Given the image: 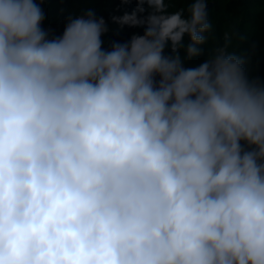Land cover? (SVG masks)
<instances>
[{
	"label": "clouds",
	"instance_id": "9594fccd",
	"mask_svg": "<svg viewBox=\"0 0 264 264\" xmlns=\"http://www.w3.org/2000/svg\"><path fill=\"white\" fill-rule=\"evenodd\" d=\"M136 2L104 50L91 8L50 39L44 0H0V264H264V82L228 32L184 66L209 0Z\"/></svg>",
	"mask_w": 264,
	"mask_h": 264
},
{
	"label": "trees",
	"instance_id": "16d2710c",
	"mask_svg": "<svg viewBox=\"0 0 264 264\" xmlns=\"http://www.w3.org/2000/svg\"><path fill=\"white\" fill-rule=\"evenodd\" d=\"M207 7L209 20L213 31L207 44L199 45L201 54L187 60L185 67H195L202 64L209 52L225 44L224 34H232V40L227 51L238 55H246V65L250 76H257L264 82V0H209ZM166 12L171 14L184 10L187 16V0H165ZM138 7L136 0H44L42 4L45 13L41 27L49 33V38L62 35L69 15H79L84 9L91 8L97 17H103L109 26V31L101 36L103 49L111 50L113 43L129 42L132 35H143L144 26L132 27L119 25L113 17L131 14ZM146 11L137 13L147 16L152 10L144 5ZM63 10V11H61ZM187 43V37L185 38ZM164 55H173L171 45L166 46ZM181 55H184L181 49ZM158 79V77H157Z\"/></svg>",
	"mask_w": 264,
	"mask_h": 264
},
{
	"label": "water",
	"instance_id": "95a60500",
	"mask_svg": "<svg viewBox=\"0 0 264 264\" xmlns=\"http://www.w3.org/2000/svg\"><path fill=\"white\" fill-rule=\"evenodd\" d=\"M212 4V2H208L207 7H209Z\"/></svg>",
	"mask_w": 264,
	"mask_h": 264
}]
</instances>
